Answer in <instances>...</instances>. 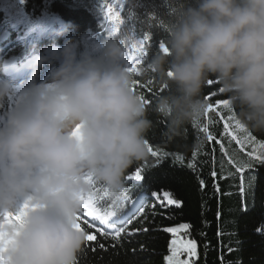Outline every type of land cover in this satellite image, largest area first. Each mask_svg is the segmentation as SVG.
<instances>
[{
    "label": "clouds",
    "instance_id": "clouds-1",
    "mask_svg": "<svg viewBox=\"0 0 264 264\" xmlns=\"http://www.w3.org/2000/svg\"><path fill=\"white\" fill-rule=\"evenodd\" d=\"M60 35H63L61 33ZM167 52L146 71L170 91L155 111L178 137L206 109L203 88L214 77L248 129L264 133V0H182ZM120 40L105 37L82 52L68 37L37 53L20 85L0 79V232L12 237L8 264H75L86 233L74 225L85 176L114 190L147 159L152 127ZM45 64L44 80H37ZM171 73V75H169ZM28 203L22 225L3 222Z\"/></svg>",
    "mask_w": 264,
    "mask_h": 264
},
{
    "label": "trees",
    "instance_id": "trees-1",
    "mask_svg": "<svg viewBox=\"0 0 264 264\" xmlns=\"http://www.w3.org/2000/svg\"><path fill=\"white\" fill-rule=\"evenodd\" d=\"M191 2L193 0H189ZM109 6L119 13L114 21L105 18ZM181 7L182 0H0V35L10 32L30 36L40 32L35 29L39 16L51 15L53 21L59 19L66 24L63 35L54 34L39 38L35 43L11 47L8 56L20 59L33 51L43 53L52 43L60 46L69 36L78 42L82 52L92 51L100 40L112 37L124 42L127 55L139 56L132 46H138L145 33L152 37L145 45L147 55L142 57L141 64L135 65L140 75L132 73V86L134 92L149 101L146 112L152 127L146 135L148 146L166 155H162V162L158 163L149 153L147 159L134 163L124 176L122 186L130 188L134 198L144 197L143 215L126 226L128 232L134 234L123 235L115 248L111 247L110 238L97 234V240L105 244L107 251L97 248L93 253L89 245L95 242L86 241L77 253V264H167L172 234L165 229L182 223L190 225L186 233L196 241V255L191 264H264V233L257 231L264 228V166L256 165L251 171L238 170L252 148L260 151L258 143L246 142L247 135L250 133L257 141L264 142V133L247 127V132H243L237 128L236 121L241 122L239 109L217 104L228 97L219 91L221 86L214 77L209 78L213 84L207 83L201 94L206 109L209 104L214 107L205 109L199 119L187 123L180 136L164 135L168 119L155 111L157 99L170 89H165L159 77L146 69L153 55L162 52L159 43L162 41L167 46L171 26ZM20 12L26 15L24 21L18 19ZM113 27L119 31H113ZM11 102L10 99L0 107V113L7 111ZM225 121L230 125L229 131L245 141L243 145L229 140L224 133ZM205 126L209 128L208 133L199 131ZM208 135L213 140H208ZM217 140L223 148L221 143L215 142ZM194 152L198 153L195 160ZM189 162L196 164L195 169L187 168ZM137 169L143 170L145 180L129 181L127 177L134 175ZM213 171L217 176L212 175ZM250 176H255L252 189L248 188ZM153 191L161 195L163 191H170L174 198L183 201V206L171 210L163 208L152 197ZM99 196H104L103 191ZM105 199L110 202L108 197ZM129 206L126 205L120 215L124 216ZM81 224L86 234L94 231ZM145 228L147 232L143 231Z\"/></svg>",
    "mask_w": 264,
    "mask_h": 264
},
{
    "label": "snow or ice",
    "instance_id": "snow-or-ice-1",
    "mask_svg": "<svg viewBox=\"0 0 264 264\" xmlns=\"http://www.w3.org/2000/svg\"><path fill=\"white\" fill-rule=\"evenodd\" d=\"M119 13L114 12L113 8L109 6L105 13V18L109 21H114L118 18ZM153 19L155 17L153 16ZM113 31H119L113 27ZM152 39L151 35L145 33L142 39L139 42V45H133V52H139L140 55H132L131 59L133 65H138L142 63V57L147 55L145 45ZM122 44L124 43L121 41ZM159 49L163 52H167L168 49L164 42L159 43ZM128 70L132 73H136L140 75L139 69L135 66H129ZM171 75V73H169ZM139 83V81H137ZM151 83V81L149 82ZM209 85L213 84L212 80L208 81ZM165 89L167 88L166 85L163 86ZM151 91V89H149ZM222 93V89H219ZM215 95V93H212ZM142 100L145 104H148L149 101L145 100L143 96H141ZM217 104L229 105L228 100L217 101ZM214 106L212 104L208 105V109H212ZM223 119V117H221ZM236 126L243 132H247L245 126L239 121H236ZM224 133L229 137L230 141H234L237 145H243L245 141H242L237 135L233 134L229 131L230 125L227 121H225L224 125ZM202 133H208L209 128L205 126L199 129ZM208 140H213L211 135L207 136ZM216 143H221V141L217 140ZM246 142L248 144H259L260 151L257 152L256 148H252L251 151L248 152V158L245 163L238 168L240 169H247L251 171L256 167V165L264 166V142H259L256 140L254 136L250 133L246 137ZM148 143V142H147ZM221 148H223V144L221 143ZM148 152L151 154L152 157L157 158L158 163L162 162L160 160L162 155L160 152L154 151L152 147L148 146ZM198 153H193V160ZM177 159H181L177 157ZM188 169H195L196 164L194 162H189L187 165ZM142 169H137L134 175H130L127 177L129 181H136V182H143L145 180V175L142 174ZM212 175L215 177L217 173L215 171L212 172ZM86 182L89 184L90 191L87 195H83L80 197L81 200V207L79 212L76 216V223L74 227L77 230L83 231L82 224L86 225V227L90 231L86 234V241L88 242H95L90 243L91 251L93 253L96 252L97 248L107 251V248L104 243H101L97 240V234L104 239H111L113 242L111 247L115 248L122 240L123 235H132L134 233H129L127 230V225H131L134 220L138 219L139 215H143V207L140 206L138 208L134 207V213L138 214H129L128 216L120 215L122 209L126 207L128 204L133 205H142V201L144 197H133L132 190L130 188H126L121 186L118 190H114L107 185H100L98 184L94 177L92 176H85ZM255 184V176H250L248 178V188L252 189ZM103 191L104 196H99V193ZM152 197L160 203L161 207L166 209H179L183 206V201L180 199L174 198L170 191H163L162 195L158 192L153 191ZM108 197L110 202L105 199ZM30 207L28 203H25L21 206V209L15 213H7L3 218V222H6L11 225H22L23 223V215L25 211ZM119 225V226H117ZM190 228V225L187 223H182L175 227H169L165 229V231L173 234L174 239L171 241L170 244V251L172 255L167 257V264H188V260H181L178 258L179 255H187L188 257H193L196 255V243L195 241H188L185 243L183 240H178L175 237L183 236L187 230ZM136 231H139L136 230ZM144 232H147L148 229H143ZM258 232L264 233V228H258ZM12 243V237L6 232H0V264H8V260L5 256V253L8 250V247ZM232 249H229L231 251ZM77 264V259L75 261Z\"/></svg>",
    "mask_w": 264,
    "mask_h": 264
},
{
    "label": "rangeland",
    "instance_id": "rangeland-1",
    "mask_svg": "<svg viewBox=\"0 0 264 264\" xmlns=\"http://www.w3.org/2000/svg\"><path fill=\"white\" fill-rule=\"evenodd\" d=\"M25 13L24 12H20L18 14V19L20 21H24L25 20ZM51 15H46V16H40L38 18H36L35 20V29H43L42 31H49L48 32H45L44 34H42L40 32V34H37V33H32L30 36H26L25 38H22L21 36H19L18 38L16 36V42H18L19 44H23V45H27L28 43L31 44V43H35L39 38H43V37H47V35H50L51 33H55V28H52V26L50 25L52 22H55V24L57 25V20L55 21H52L51 23H49V20L51 19L50 17ZM49 23V25H48ZM48 25V26H47ZM62 28V27H61ZM10 36H13L12 34L10 33H6L4 34L3 36L0 37V45H3V41L6 40L7 38H9ZM10 40V39H9ZM13 41V43L15 42ZM53 46H57V45H53V43L51 45L48 46V49H51ZM5 62H8L9 64L5 67V70L8 72V73H11V75L14 74V72L17 70V69H23L25 68V65L22 66V67H17L15 66V60H5ZM29 63V62H28ZM27 63V64H28ZM26 64V65H27ZM19 77L20 76H24L22 73H20V75H18ZM45 79V78H44ZM180 224H175V225H172L170 227H175V226H178ZM169 228V227H168ZM176 239L178 240H183L185 243H187L188 241H195L193 240L187 233H185L183 236H177L175 237ZM174 239V236L172 234V240ZM171 240V241H172ZM196 243V241H195ZM170 255H172V252L170 251L169 254L167 255V257H169ZM195 257V256H193ZM193 257H188L187 255H179L178 258L181 259V260H188V264H191V261H192V258Z\"/></svg>",
    "mask_w": 264,
    "mask_h": 264
}]
</instances>
